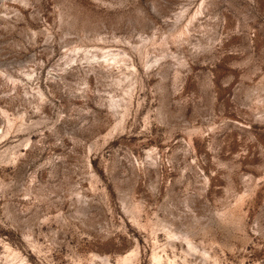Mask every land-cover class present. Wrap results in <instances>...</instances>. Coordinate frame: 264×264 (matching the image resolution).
I'll return each mask as SVG.
<instances>
[{
    "label": "rangeland",
    "instance_id": "rangeland-1",
    "mask_svg": "<svg viewBox=\"0 0 264 264\" xmlns=\"http://www.w3.org/2000/svg\"><path fill=\"white\" fill-rule=\"evenodd\" d=\"M0 264H264V0H0Z\"/></svg>",
    "mask_w": 264,
    "mask_h": 264
},
{
    "label": "bare ground",
    "instance_id": "bare-ground-1",
    "mask_svg": "<svg viewBox=\"0 0 264 264\" xmlns=\"http://www.w3.org/2000/svg\"><path fill=\"white\" fill-rule=\"evenodd\" d=\"M129 258V257H128ZM157 259V263H160V259L156 258Z\"/></svg>",
    "mask_w": 264,
    "mask_h": 264
}]
</instances>
